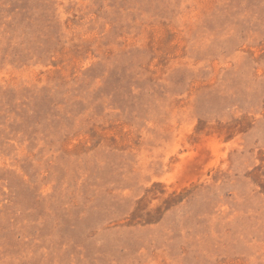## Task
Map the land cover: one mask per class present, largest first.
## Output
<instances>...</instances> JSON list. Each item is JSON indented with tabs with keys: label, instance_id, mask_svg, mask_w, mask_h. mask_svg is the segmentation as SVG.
<instances>
[{
	"label": "rangeland",
	"instance_id": "1",
	"mask_svg": "<svg viewBox=\"0 0 264 264\" xmlns=\"http://www.w3.org/2000/svg\"><path fill=\"white\" fill-rule=\"evenodd\" d=\"M0 264H264V0H0Z\"/></svg>",
	"mask_w": 264,
	"mask_h": 264
}]
</instances>
